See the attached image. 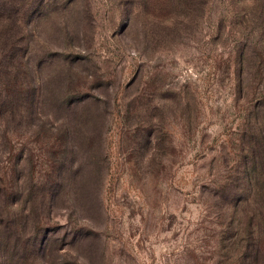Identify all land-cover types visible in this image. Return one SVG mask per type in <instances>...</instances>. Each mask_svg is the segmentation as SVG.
Listing matches in <instances>:
<instances>
[{
  "label": "rangeland",
  "instance_id": "obj_1",
  "mask_svg": "<svg viewBox=\"0 0 264 264\" xmlns=\"http://www.w3.org/2000/svg\"><path fill=\"white\" fill-rule=\"evenodd\" d=\"M0 9V264H264V0Z\"/></svg>",
  "mask_w": 264,
  "mask_h": 264
},
{
  "label": "trees",
  "instance_id": "obj_2",
  "mask_svg": "<svg viewBox=\"0 0 264 264\" xmlns=\"http://www.w3.org/2000/svg\"><path fill=\"white\" fill-rule=\"evenodd\" d=\"M1 11H3L2 9H0ZM3 14L5 13L4 11L2 12Z\"/></svg>",
  "mask_w": 264,
  "mask_h": 264
}]
</instances>
